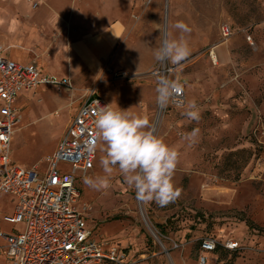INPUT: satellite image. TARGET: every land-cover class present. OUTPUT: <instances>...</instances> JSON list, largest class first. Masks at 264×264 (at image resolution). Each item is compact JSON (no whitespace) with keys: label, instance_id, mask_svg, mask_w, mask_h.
Here are the masks:
<instances>
[{"label":"rangeland","instance_id":"1","mask_svg":"<svg viewBox=\"0 0 264 264\" xmlns=\"http://www.w3.org/2000/svg\"><path fill=\"white\" fill-rule=\"evenodd\" d=\"M116 1L128 14L132 33L127 36L135 39L124 48H130L137 60L144 61L149 55L141 38L155 53L166 37L181 36L173 27L177 21L191 29L183 33L190 55L179 65L156 60L143 73L107 67L109 83L99 89L113 108L146 116L148 130L157 122L155 134L179 153L173 175L179 196L165 206L155 200L143 201L124 181L118 166L106 190L89 187L83 177L105 175L100 162L103 153L97 149L93 168L75 176L80 202L90 206L85 227L92 230L93 239L127 249L134 264H199V244L205 237L233 238L241 245L233 251L218 247L205 252V264H264V0ZM50 4L49 0H0V47L4 51L7 45H14L9 46L10 54L3 52L5 57L16 61L17 54L34 55L19 47L17 32L21 23L27 22V15L39 21L50 12ZM64 6L70 11L79 8L77 0H65ZM223 24L232 30L226 39L220 36ZM65 28L75 30L68 21ZM138 36L141 38L136 39ZM219 45L216 53L224 47L223 60L214 51ZM39 65L42 72L60 75L54 66L42 61ZM164 66L173 72L151 73ZM111 70L124 71L126 76L114 79ZM161 77L180 80L185 92L183 105L165 108L157 103ZM87 89L43 85L18 94L21 118L11 135V159L18 166H46L45 158L56 150ZM192 100L198 106L199 120L183 114ZM194 129L199 132L190 144L182 137ZM10 207V197L0 193L3 232L12 228L2 220L4 210ZM13 226L16 232L23 229L22 223ZM3 262L0 251V264Z\"/></svg>","mask_w":264,"mask_h":264},{"label":"built area","instance_id":"2","mask_svg":"<svg viewBox=\"0 0 264 264\" xmlns=\"http://www.w3.org/2000/svg\"><path fill=\"white\" fill-rule=\"evenodd\" d=\"M230 35V25H221L220 36L226 39ZM247 39L251 41L250 36ZM111 72L114 79L126 76L124 71ZM166 72H173V68L159 67L151 73ZM41 84L68 90L73 87L67 78L42 74L34 61L21 63L5 57L0 47V192L11 195L14 203L13 213L4 215L3 220L23 224L20 232L0 233L6 242L0 247L1 253L8 264H133L123 248L93 239L92 230L85 227L90 206L81 204L75 186L76 173L84 175L93 168L96 151L91 150V144L96 111L99 106L107 105L95 87L87 89L82 96L57 149L45 158L43 169L38 164L22 168L11 159V135L21 118L17 96ZM184 102L183 88L162 107H178ZM218 247L233 251L241 245L233 238L205 237L199 244V264L207 262L205 252Z\"/></svg>","mask_w":264,"mask_h":264},{"label":"crops","instance_id":"3","mask_svg":"<svg viewBox=\"0 0 264 264\" xmlns=\"http://www.w3.org/2000/svg\"><path fill=\"white\" fill-rule=\"evenodd\" d=\"M49 1L52 3L50 4L51 8L48 6L50 12L44 14L43 17L41 15L39 21H35L34 18L31 20L30 15H27V22L21 23L20 32H17V34H20L18 45L22 44L19 47H23L26 51L27 49L32 50L34 55L28 53L17 54V56H20L16 61L21 62L19 58L27 59L28 62L26 63L35 60L38 68L40 67L39 62L42 61V63L54 66L55 70L60 71V75L42 72L39 68L42 74L54 76L58 79L67 78L73 87H83V89L95 87L98 95H100V86H106L109 83V74L105 68L113 67L125 69L130 73H143L154 65L155 55H153V50L147 44L146 39L136 37V39L141 38L145 54L149 53L144 61L133 58L131 56L133 55L132 50L124 48L126 42L135 39L132 40L129 35L127 36L131 32L128 30L129 18L128 14H125L121 9L120 2L117 3L116 0H77L79 8L70 11V8L64 6L65 0ZM45 4L49 5L46 2ZM19 7V5L16 6L17 11ZM18 13L20 12L18 11ZM66 21L75 29L74 31L66 30ZM3 43L4 41H2ZM9 46L14 45H7L8 48L3 52L10 54ZM221 46H216L214 51L216 57L223 60L224 47L221 52L216 53V49H221ZM29 90L31 89L23 91ZM80 102L81 100L78 101L75 112ZM107 105L109 104L107 103ZM7 195L10 197L11 207L9 210H4L3 214L11 215L14 210V203L12 196ZM4 215H2V220ZM4 222L12 225V228L8 232L0 230V233H17L13 225L19 223ZM0 239L3 241L0 244L1 247L6 242L2 236H0ZM122 250L126 251L128 258L131 259L127 249L123 248ZM2 264H8L5 257Z\"/></svg>","mask_w":264,"mask_h":264},{"label":"clouds","instance_id":"4","mask_svg":"<svg viewBox=\"0 0 264 264\" xmlns=\"http://www.w3.org/2000/svg\"><path fill=\"white\" fill-rule=\"evenodd\" d=\"M173 27L180 30L181 36L178 39L166 37L154 55L159 62L179 65L190 55L183 33H190L191 29L183 21H177ZM182 89L179 79L161 77L157 86V103L167 106ZM111 105L98 107L91 144L93 152L99 149L103 153L100 162L105 175L85 176L84 183L97 191L106 190L110 186L109 178L118 166L124 181L135 188L139 199L146 202L155 200L160 206L174 201L179 196V190L173 184L179 159L177 149L166 144L153 130H148L149 120L146 116ZM183 114L191 120H199L195 100L188 102ZM198 132L199 129H194L182 138L190 144L195 143Z\"/></svg>","mask_w":264,"mask_h":264},{"label":"bare ground","instance_id":"5","mask_svg":"<svg viewBox=\"0 0 264 264\" xmlns=\"http://www.w3.org/2000/svg\"><path fill=\"white\" fill-rule=\"evenodd\" d=\"M156 125H157V122H156ZM156 125H154V127H152L153 131H156V128H157ZM148 227H149V230L154 234V230L152 229V227L149 224H148Z\"/></svg>","mask_w":264,"mask_h":264}]
</instances>
